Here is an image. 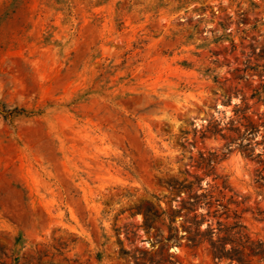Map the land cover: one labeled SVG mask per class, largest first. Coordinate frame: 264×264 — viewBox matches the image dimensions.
Here are the masks:
<instances>
[{"label":"rangeland","instance_id":"374dc122","mask_svg":"<svg viewBox=\"0 0 264 264\" xmlns=\"http://www.w3.org/2000/svg\"><path fill=\"white\" fill-rule=\"evenodd\" d=\"M236 263L264 264V0H0V264Z\"/></svg>","mask_w":264,"mask_h":264},{"label":"trees","instance_id":"16d2710c","mask_svg":"<svg viewBox=\"0 0 264 264\" xmlns=\"http://www.w3.org/2000/svg\"><path fill=\"white\" fill-rule=\"evenodd\" d=\"M253 125L249 122V127L247 128V133L250 132L253 129ZM247 155H250V151L248 153H246ZM262 177V176H261ZM168 186H170L171 188H177L180 186H184V185H175V182H170V181H166ZM179 184H181V182H179ZM198 196V194L193 195V199L192 200H186L182 202V207H185V203H189L192 204L193 202L196 201V197ZM187 207V206H186ZM164 212V210L159 206L157 209H151L150 207H145L143 209V224L146 226H149L151 224V221H153L156 217L161 216V214ZM185 221H188L191 224H195L194 225V229L192 231V233L188 236V240L192 243V244H199V243H203L204 240H207L208 244H209V249L213 255V257L221 259L223 257H230L233 258V256H235L236 261H241V253H243V250H239L237 248V244H239V242L237 241V239L230 237L231 235H229L232 231L233 228H236L239 226L238 223H234L231 226L225 227L223 230L224 232L228 231V235H218L213 238V233L214 230L209 226H205V228L200 229V221L201 220H196L194 219V216L188 218L185 217ZM218 230H221L220 228H218ZM235 234H239L238 237H241V233L239 230L235 229L234 231H232ZM226 242L230 243L229 247H225ZM236 244V245H235ZM263 243L262 241H258L256 244L250 243L244 247L249 248V254L251 255H260L262 254V250H263ZM238 264V263H236Z\"/></svg>","mask_w":264,"mask_h":264}]
</instances>
